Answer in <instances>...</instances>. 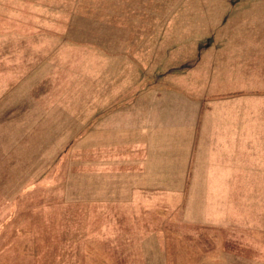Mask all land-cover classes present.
I'll use <instances>...</instances> for the list:
<instances>
[{"label": "rangeland", "instance_id": "374dc122", "mask_svg": "<svg viewBox=\"0 0 264 264\" xmlns=\"http://www.w3.org/2000/svg\"><path fill=\"white\" fill-rule=\"evenodd\" d=\"M209 46L264 80V0H0V264H264L262 191L171 213L168 173L106 159L121 110L168 106L171 53Z\"/></svg>", "mask_w": 264, "mask_h": 264}, {"label": "crops", "instance_id": "0c3cea01", "mask_svg": "<svg viewBox=\"0 0 264 264\" xmlns=\"http://www.w3.org/2000/svg\"><path fill=\"white\" fill-rule=\"evenodd\" d=\"M250 3L255 4H246ZM240 4H233V9ZM247 14L256 13L249 10ZM255 32L225 30L222 34L245 36L246 42L254 43ZM170 44L166 52L174 51ZM229 49L256 51L246 44L229 45ZM140 51L156 53L161 47L143 46ZM213 53L211 46L171 53L170 61L177 62L174 67L188 70L170 75L168 106L160 117L146 114L142 105L136 109V118L128 114L129 109L121 110L127 130L118 128L112 140L119 141L108 143L111 147L106 149V159H143L144 171L154 176L168 173L171 213L188 204L211 212L221 211V206L234 210L239 202L257 207L245 196L259 190L264 194V80L256 76L262 69L228 63V55L214 57ZM140 61L149 62V57L141 56ZM161 61L155 57L140 66L155 68ZM210 84L217 85V90L210 89ZM135 194L144 197L142 192Z\"/></svg>", "mask_w": 264, "mask_h": 264}]
</instances>
